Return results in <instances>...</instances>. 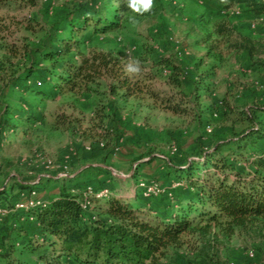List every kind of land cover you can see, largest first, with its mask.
<instances>
[{
    "label": "rangeland",
    "instance_id": "rangeland-1",
    "mask_svg": "<svg viewBox=\"0 0 264 264\" xmlns=\"http://www.w3.org/2000/svg\"><path fill=\"white\" fill-rule=\"evenodd\" d=\"M110 1L36 0V5L20 8L22 0H0V23L34 20V29L25 24L16 34L17 42L31 47L57 51L60 39L77 38L85 52L96 48L112 51L126 63L139 60L142 70L153 75L144 85L158 98L184 95L188 109L183 114L164 109L149 92L127 101L113 96L112 104L98 93H60L43 86L49 96H56L43 97L0 83V188L7 187L14 195L13 206L0 205V210L28 226L27 211L16 210L15 204L26 202L34 191V197L49 201L62 186L82 195L88 187L109 189L112 196L136 207L145 205L144 212L152 216L162 215L165 193L146 197L143 181L156 182L165 190L185 188V178L175 170L169 176L171 167L203 160L218 143L253 126L248 116L264 125V113L255 108L264 106V16L253 14L244 3L226 7L217 0H155L152 11L142 16L128 10L117 30L96 33L89 27L72 33L69 19L80 18L85 8L113 20L116 7ZM130 15L138 23H130ZM218 24L228 26L234 38L248 37L260 47L253 54L229 50L226 37L215 33ZM213 44L218 47L208 55ZM5 54L2 48L0 64ZM37 57L42 66L51 64ZM69 58L78 60L75 53ZM165 58L184 68L185 87L167 83L171 70L159 65ZM48 80L58 82L55 77ZM103 105L114 112L123 135L120 145L106 155L94 152L92 133L88 138L82 133L91 129L97 108ZM229 161L243 175L257 168L232 157ZM19 181L30 188L21 189ZM109 198L93 199L94 214ZM16 248V264H39L38 251L22 243ZM158 264H264V216L236 226L234 233L216 223L209 230L187 233L168 247Z\"/></svg>",
    "mask_w": 264,
    "mask_h": 264
},
{
    "label": "trees",
    "instance_id": "trees-1",
    "mask_svg": "<svg viewBox=\"0 0 264 264\" xmlns=\"http://www.w3.org/2000/svg\"><path fill=\"white\" fill-rule=\"evenodd\" d=\"M110 2L116 7L113 20L85 8L81 10L80 18L69 19L72 33L77 34L89 27L96 33L119 29L128 9L124 0ZM36 3V0H22L20 8ZM242 3L253 14L264 16V0H227L223 4L231 7ZM33 21L0 23V50L6 51L0 64V83L5 87L18 88L26 93L34 91L43 97L53 98L56 96H49L43 86L60 93H98L108 97L112 104L114 102L110 98L113 96L127 101L149 92L159 99L162 108L182 114L187 111L184 95H180L182 98H158L156 91L144 85L153 75L145 70L139 75L127 73V63L112 51L91 48L85 52L81 49L83 41L77 38L60 39L61 49L57 51L17 42L16 34L22 25L26 24L28 30L34 29ZM215 33L226 37L229 50L253 54L260 47L251 43L248 37L239 35V38H234L236 34L225 24L216 25ZM217 47L216 44L210 45L208 55ZM72 53L76 54L77 61L69 58ZM38 55L51 64L42 66ZM159 63L171 70L168 84L176 88L186 86L184 68L179 63L167 58ZM49 76L57 78L58 82L48 80ZM101 87L104 90L101 91ZM255 108L264 113V106ZM96 114V119H92L95 129L92 126L82 133L84 138L92 133L90 140L94 152L98 149L106 155L120 145L123 135L118 131L114 112L107 111L103 105L97 108ZM248 119L253 126L235 138L218 143L203 160L169 169V176H172V169L175 170L185 178L187 187L166 189L161 198L166 207L162 215L152 216L150 211L144 212L145 205L136 207L130 200L111 196L100 202V210L92 219L80 205L82 194L74 193L69 186H62L45 206L24 213L31 226L9 213L0 215V264L17 263L15 253L20 243L33 252L38 251L39 264H158L168 247L177 244L187 233L209 230L212 223L224 224L234 233L236 226L263 217L264 125L256 123L251 116ZM226 147L229 148L224 154ZM245 153H250V156ZM229 157L257 168L243 175ZM17 185L21 189L30 188L21 181ZM13 197L7 187L0 188V205L13 206L10 205ZM203 223L206 226L201 228Z\"/></svg>",
    "mask_w": 264,
    "mask_h": 264
},
{
    "label": "built area",
    "instance_id": "built-area-1",
    "mask_svg": "<svg viewBox=\"0 0 264 264\" xmlns=\"http://www.w3.org/2000/svg\"><path fill=\"white\" fill-rule=\"evenodd\" d=\"M179 184H177V186ZM140 185L146 191L145 192L146 197L162 194V193H165L166 191L164 187H162L160 184L156 182L143 181ZM36 193H37L36 191L33 192L34 195ZM33 194L30 195L29 199L26 202H17V204H15V209L16 210L23 209L27 212H30L36 208L43 207L46 205V203H48L46 200L38 199L37 197H34ZM112 195L113 193L109 189L95 191L93 190L92 187H88V191L84 192V194L82 195L80 199V205L82 209L86 212V214L92 219H94L96 217V214H94V210H93V199H96V198L105 199V198L111 197ZM6 212H7L6 210L2 211L1 209L0 215L3 216L8 213Z\"/></svg>",
    "mask_w": 264,
    "mask_h": 264
},
{
    "label": "clouds",
    "instance_id": "clouds-1",
    "mask_svg": "<svg viewBox=\"0 0 264 264\" xmlns=\"http://www.w3.org/2000/svg\"><path fill=\"white\" fill-rule=\"evenodd\" d=\"M221 2L226 3L227 0H221ZM124 3L131 13L142 16L152 11L155 0H124ZM128 19L133 25L138 23L135 16L130 15ZM125 71L129 74L139 75L142 71L141 62L139 60L130 59L125 65Z\"/></svg>",
    "mask_w": 264,
    "mask_h": 264
}]
</instances>
